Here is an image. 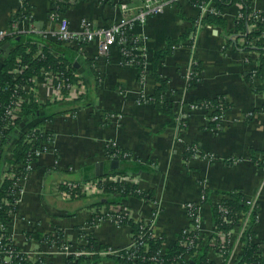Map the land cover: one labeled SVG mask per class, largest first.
<instances>
[{
  "label": "crops",
  "instance_id": "crops-1",
  "mask_svg": "<svg viewBox=\"0 0 264 264\" xmlns=\"http://www.w3.org/2000/svg\"><path fill=\"white\" fill-rule=\"evenodd\" d=\"M27 1L31 14L30 18L19 20L21 34L39 35L27 30L29 26L56 27L49 20L54 0ZM250 1L253 9L264 11V0ZM181 3L188 11L186 16L194 18L196 10L184 1ZM240 8L237 3L224 9L225 30L200 27L195 34L194 51L180 42L173 54L159 64L157 70L166 82L165 98L172 106L170 112L158 109L150 101V95L162 83L150 68L142 78L137 67L121 62L117 46L105 56H97L96 44L89 46L86 56L90 60L77 66L89 85L85 98L75 105L49 103L40 106L45 119L41 115L38 118L44 129L54 133L58 160L51 154L39 159L27 178L21 203L7 223L14 246L23 252L29 263L35 264L41 254L49 252L44 234L52 229L80 230L103 193L65 200L57 196L55 187L64 181L113 176L108 174L117 169L151 194L150 198L129 195L120 205L130 211L133 219L148 217L159 209L157 229L171 243L190 222L185 204L201 200V182L209 191L206 202L200 203L207 236L215 228L213 206L220 203L225 194L236 190L246 198L255 199L258 220L252 225L255 235L251 240L260 242L264 255V164L260 162L264 155V90L257 86V75L252 77L251 74L252 67L260 65L261 52L256 48L240 50L229 43ZM20 10V0H0V28L9 27L14 17H25ZM64 13L74 27L79 26L84 16L98 24H112L121 19L118 6L99 0L78 1L65 7ZM191 26V20L171 6L149 17L136 31L147 36L149 50L154 51L166 48L169 38L179 39ZM254 27L250 25V29ZM238 43L241 45L245 40L241 38ZM191 54L197 59L194 66ZM81 57L86 59L84 55ZM4 58L5 54L1 53L0 68ZM191 69L194 77L189 78L187 74ZM215 98L228 103L227 108L224 105L222 109L219 107L221 111L213 113L221 114L217 120H212L205 108L193 106ZM37 122L36 118L27 123L29 126ZM109 142L131 151L135 160L117 159L118 164L113 166V158L107 154ZM190 144L201 151L200 158L185 160V150ZM5 156L11 157V152L7 150ZM230 158L231 162L226 161ZM5 163L0 166V185L5 175L4 167L10 165ZM245 217L242 213L226 251L210 250V258L216 264H240L239 257L246 248L243 236L251 224L249 218L243 221ZM243 224L247 227L241 237ZM129 230L127 225L117 227L106 222L91 231L101 246L123 247L129 242ZM33 231H38L40 238L30 236ZM54 258L56 263L65 264L64 258ZM83 264H115V261L103 257Z\"/></svg>",
  "mask_w": 264,
  "mask_h": 264
},
{
  "label": "built area",
  "instance_id": "built-area-1",
  "mask_svg": "<svg viewBox=\"0 0 264 264\" xmlns=\"http://www.w3.org/2000/svg\"><path fill=\"white\" fill-rule=\"evenodd\" d=\"M116 5H118L121 12V19L118 22L112 24H98L94 20L88 17H81L79 26L74 27L70 18L63 12L57 10V8H52L49 12V20L56 25V27H50L49 29H39L34 26H29L27 30L30 32H37L42 35L44 39L55 41L59 44L70 46L76 49L78 54L84 55L86 58V53L90 52L89 46L96 44L98 46L97 56L107 55L113 46H117L121 54V62L126 65L131 66H142L144 71L142 73V78L146 76L145 69L148 67L147 58L149 56V46L148 38L144 33L137 32V27L146 23L149 17L159 15L163 13L168 7L174 6L177 2H183L184 0H143L142 5L132 6L126 0H114ZM197 9L199 12V19L211 12H217L213 2H205V0H198ZM26 0H20V7L22 11L20 14H25L30 10V4L25 3ZM103 3L105 0H99ZM56 5L53 3V6ZM264 11H258L253 9L251 17L253 21H264ZM242 13L239 12L237 16H241ZM23 19H28L30 17H22ZM255 25V24H252ZM198 29H200V24L197 23ZM256 26V25H255ZM202 27V26H201ZM212 27V26H207ZM26 31V30H25ZM197 31H193L185 44L189 46L190 51H194L197 45L195 40V34ZM21 33L19 29V21L11 22L9 27L0 28V54L3 53L2 43L5 41L7 36H14ZM264 36V29L262 35ZM44 43H39L38 51L35 53L34 58L38 56L44 57ZM54 53V52H53ZM192 62L191 65L194 66L197 63V59L191 54ZM195 58V59H194ZM19 65L10 70L11 75L14 80H18L15 85L11 88V94L9 96V101L6 105L2 106L0 102V119L3 121L2 128H0V139L4 136V133L16 126V121L21 119L23 116L24 108L27 104L37 103L39 105H45L49 103H65L75 105L77 102L85 98L88 93L89 85L83 73L79 68L75 69L73 67H68L69 74L67 75L64 70L55 68H42L41 71L27 79L24 77V72L26 70L27 64L22 63V57H18ZM78 63V62H77ZM76 63V64H77ZM192 68V67H191ZM191 69L187 74L189 78L194 77V71ZM252 77H256L257 71L256 67L251 69ZM195 107L205 108L207 113L210 115L212 120H217L221 118L220 113L213 114L216 109H221L224 107V103L220 100L218 105H213L210 101H202L199 105L194 104ZM4 107V108H3ZM3 108V109H2ZM212 115V117H211ZM38 135L35 130H29L24 133L25 141L31 145L28 151L25 162L20 163L16 169L11 172H5L4 178L8 177L14 180V190L9 195L11 198L5 199V203L14 206L10 210L9 215L12 217L17 209V206L21 203V196L24 194L26 188V181L37 163L40 156L45 153L55 154V141L51 134H47V129H44ZM1 141V140H0ZM116 146V143L109 142L108 145ZM194 154L192 158L201 157V151L194 147ZM117 152L113 153L109 157L115 158L120 151L117 148ZM124 157H130V152H123ZM56 161V160H55ZM23 169L25 173L23 172ZM111 182H129L132 187H135L137 192L142 191L141 187H138L135 181L129 177H124L121 175L104 177L102 181L98 179H92L88 181H64L55 187V193L57 196L69 200L73 197L75 192L80 190L86 195H94L101 193L104 190V185ZM203 188H206V184L201 182L200 184ZM205 199V194L202 191L201 200L198 201H188L185 204L187 213L189 214V220L187 225L181 230V232L189 233L194 231V236H188V244L190 247H200L201 241L204 240V230H203V220L200 214V203ZM247 204L249 205V210L246 213V219L243 221L247 222L252 211L257 208V201L252 198H247ZM227 212L226 210H224ZM95 216L90 217L89 220L84 221L85 225L81 227L78 231H69L67 229H52L51 232L44 234L43 240L48 245L50 249L49 252L41 254L39 260L35 264H58L55 262V257H62L65 260L73 258L77 259L81 256H94L98 255L101 257H126L137 260L140 257L138 252V247H141L144 243L142 236L150 231L154 237H161L162 233L156 226V219L159 214V209L153 211L148 217H137L134 219L135 223L138 224L139 230L133 231L132 228L127 225L124 220L127 218H132L131 213L128 209L121 205H114L111 207H104L94 211ZM225 222H232L228 216H224ZM106 222L115 224L117 227L127 225L130 227L129 230V242L123 247H101L100 243L91 242L92 228H96L101 224ZM240 230V236L242 237L244 229ZM5 236L0 237V252L3 254L2 264H31L29 263L23 252H21L17 247L14 246L12 238L7 231V224ZM240 229V228H239ZM216 235H222V240L227 239L228 244L231 243L232 236H234V230L226 233L214 228L213 233ZM238 233V232H237ZM91 235V236H90ZM247 235V234H246ZM239 236V237H240ZM93 237V236H92ZM227 237V238H226ZM250 239L254 236L250 235ZM218 238L213 237L211 244H217ZM163 248L151 256L150 258L158 263L161 259V255L164 254V249L170 244L166 237L164 240ZM219 248L226 251L225 246L220 243ZM123 250L125 252H123ZM53 259H50V256ZM16 259V261H15ZM19 262H18V260ZM24 261L26 263H22Z\"/></svg>",
  "mask_w": 264,
  "mask_h": 264
},
{
  "label": "trees",
  "instance_id": "trees-1",
  "mask_svg": "<svg viewBox=\"0 0 264 264\" xmlns=\"http://www.w3.org/2000/svg\"><path fill=\"white\" fill-rule=\"evenodd\" d=\"M78 1H88V0H57L56 5H54L52 8H57V10L64 13L65 7L73 6ZM130 3L132 6H141L143 0L139 1H133V0H126ZM213 2L214 7L217 12H211L205 14L201 20L199 19V12L197 9V3H199L198 0H184L188 5L192 6L196 10V14L194 15V18H189L186 16L188 14L184 8H186L185 4L182 5L181 2H177L174 6L179 9L181 12V15L185 19H190L192 22V26L188 28L179 39H172L169 38L167 41V47L160 49V50H149V56L146 59L148 62V67L145 69L147 71L148 68H150V72L154 73L155 76L161 80V85L159 89L150 95V101L153 102L158 109H161L162 111L170 112L172 110V106L169 101L165 98V89H166V82L163 80L159 73H158V66L159 64L169 55H172L175 49L176 44L180 42H187L190 38V35L193 31H197L198 26L197 23H199L202 27L212 26V27H218L222 28L223 30L226 29V18L223 15V11L225 8L232 6L234 4H239L241 6L239 12L242 13L241 16H237L235 20V28L232 32V36L229 38V43L233 45L237 49H243V50H250V49H258L261 52V58H260V65H254L253 67H256L257 71V78L258 79V85L260 89L264 90V39L262 35V31L264 29V21H253L252 17L250 16L253 12V8L251 6L250 0H205V2ZM28 4V1L25 2ZM55 3V0H54ZM105 4H111L116 5V2L114 0H105L103 2ZM30 6V5H29ZM52 8L49 10V12L52 10ZM22 11V9L20 10ZM30 10L25 12V14H21L22 16H30ZM184 11V13H183ZM186 11V12H185ZM66 15V13H64ZM190 15V14H189ZM264 15V14H263ZM153 17V16H152ZM22 17H14V19L11 22L19 21ZM89 18V17H88ZM80 22V21H79ZM255 24L256 26L253 29H250V25ZM108 25V24H106ZM200 26V27H201ZM243 38L245 40V43L239 44L238 41ZM261 38V39H260ZM33 39V40H32ZM36 40V41H34ZM11 41L12 44L10 46L3 50V53L5 54L4 62L1 65L0 68V102L3 105H6L9 101V96L11 94V88L15 85V83L18 80H14L13 76L10 73V70H12L14 67L19 65V61L17 60L18 57H22L21 62L26 63L27 67L24 72V77L27 79L28 77H32L36 74H38L42 68H55V69H61L66 72L67 75H70L72 77V74H69L68 67H73L77 69V62L80 64H85L90 60L89 58H82L76 49H73L70 46H65L62 44H59L55 41L46 40L42 35L32 34V36H28L26 34H16L14 36H7L5 38V41L2 43V45L7 42ZM44 43V57H35V53L38 51L39 43ZM55 50V51H54ZM53 51L55 53H53ZM139 70L140 75H142L144 69L142 66L138 65L135 66ZM145 71V73H146ZM219 98L215 99H206L207 101L212 102L213 105H218ZM202 101H199V104ZM225 108L228 107V103H224ZM41 105L35 103L27 104L24 108L23 116L21 119L16 121V126L7 130L4 133V136L0 139V166L4 165L5 161L8 162L10 165H6L4 167V172H11L14 169L17 168V166L25 162V157L30 150L31 145L25 141V135L24 133L28 132L29 130H35L38 135H40L41 131L44 130L43 126L41 125V120L39 119L40 115L42 116L41 112ZM264 107V104H263ZM4 108V107H3ZM2 108V109H3ZM218 112L219 109H216ZM221 111V109L219 110ZM39 117V118H38ZM38 119V122L35 125H29L28 121L31 119ZM43 119H45L44 116H42ZM28 120V121H27ZM3 121L0 119V128H2ZM47 134H51V137H54V133L50 130H47ZM55 141V148L56 152L53 153H45L53 155L54 159L58 160L59 157V149L56 143V139L54 137ZM195 145L190 144L187 145L185 150V160H189L195 150ZM120 149L121 152L118 153V155L113 159H120V160H135L134 155L131 151L126 149H121L117 146H114L112 144L107 146V154L108 156L112 155L113 153L117 152L116 150ZM9 150L11 152V157H6L5 153ZM130 152V157H124L123 152ZM42 155V156H43ZM40 156L39 159L42 157ZM200 158V157H199ZM252 158L258 159L257 156H253ZM38 159V161H39ZM232 158L226 160L228 162H231ZM261 164H264V155L263 159H261ZM6 164V163H5ZM23 172L25 173L24 169ZM30 174V173H29ZM115 176L116 174L121 176H128L127 173H124L122 171L113 170L108 175ZM107 175V176H108ZM105 177V176H104ZM104 177L96 178L100 181ZM88 181V180H87ZM77 182V181H75ZM81 182V181H78ZM14 190V180L8 177L3 178V182L0 185V237L5 236L6 234V227L4 226L10 221V210L13 209L14 206H10L5 203V199L7 197L10 199L9 196ZM205 194V199L202 200V202H206L208 199L209 191L207 188L202 190ZM103 192V193H102ZM100 197L97 199L96 203H94V206L96 207L95 210L98 212L100 209L104 207H111L114 205H120L122 203V200L126 198L129 195H134L137 197H144V198H150L151 194L148 196V192L145 190L138 191L135 189V187H132L129 182H111L109 184L104 185V190L102 191ZM100 194V193H98ZM94 194V195H98ZM89 196L85 193L78 190V192H75L73 194V199L76 196ZM92 196V195H90ZM99 196V195H98ZM104 197L105 199H103ZM69 199V200H71ZM247 198L242 195L240 192L230 191L229 193L225 194V197L220 201V203H217L215 206H213V221L214 226L216 230H220L222 232H230L232 230L237 229L240 223V218L242 213L246 214L249 210V205L246 202ZM257 209L255 211H252L249 217L250 220V226L246 232V234L243 236L244 240L246 241V248L244 253L239 257V263L240 264H264V255L262 253L261 244L258 241H252L249 236L255 235V231L253 229V226L257 220H258V213ZM226 210L227 212H225ZM91 214V218L95 216V212ZM224 216H228L230 219H232V222L228 223L225 222ZM124 222L129 225L133 231H138L139 226L135 223L133 218H127L124 220ZM195 232L191 231L189 233L181 232V230L176 234L175 240L173 243L170 242L169 246L164 249V254L161 255V259L156 263L153 261L150 257L158 253L164 246V240H165V234L162 233L161 237H154L150 231H147L143 236V245L141 247H138V252L140 253V257L133 261L132 259L126 258V257H115L111 256L108 258H113L115 261V264H216L214 260L210 258V250L212 248L218 249L220 246V243L225 246V249L228 248V241L227 239L225 241L222 240V235H216L214 232L211 235H205L204 234V240L201 241L202 244L200 247H190L187 240L189 239L188 236H194ZM30 236L40 238V233L38 231L29 233ZM91 236V235H90ZM213 237H217L218 241L217 244H211V241ZM227 238V237H226ZM91 242L96 244V240L91 236ZM109 245H102L101 247L105 248ZM221 249V248H219ZM123 252H125L123 250ZM101 256L94 255V256H81L77 259L68 258L66 261V264H83L87 262H92L94 260H100ZM3 254L0 252V261H3ZM18 260V259H17ZM16 261V259H15ZM19 262V260H18ZM22 263H26L24 261H21ZM5 264V263H4Z\"/></svg>",
  "mask_w": 264,
  "mask_h": 264
},
{
  "label": "water",
  "instance_id": "water-1",
  "mask_svg": "<svg viewBox=\"0 0 264 264\" xmlns=\"http://www.w3.org/2000/svg\"><path fill=\"white\" fill-rule=\"evenodd\" d=\"M11 44V41H7L4 45H3V49H7ZM78 66V63H77ZM113 166H116L118 164V160L117 159H113L112 161Z\"/></svg>",
  "mask_w": 264,
  "mask_h": 264
},
{
  "label": "rangeland",
  "instance_id": "rangeland-1",
  "mask_svg": "<svg viewBox=\"0 0 264 264\" xmlns=\"http://www.w3.org/2000/svg\"><path fill=\"white\" fill-rule=\"evenodd\" d=\"M148 196L150 195V193H149V191H148V194H147Z\"/></svg>",
  "mask_w": 264,
  "mask_h": 264
}]
</instances>
